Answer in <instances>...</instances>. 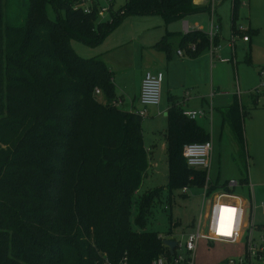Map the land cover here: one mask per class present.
Returning a JSON list of instances; mask_svg holds the SVG:
<instances>
[{
    "label": "trees",
    "instance_id": "1",
    "mask_svg": "<svg viewBox=\"0 0 264 264\" xmlns=\"http://www.w3.org/2000/svg\"><path fill=\"white\" fill-rule=\"evenodd\" d=\"M78 4L0 0V264H150L171 255L163 244L170 233L132 230V200L149 170L144 118L115 104L113 73L101 58L77 55L71 41L94 48L129 16L170 24L208 9L192 0H128L101 21ZM48 5L65 17L51 20ZM240 5L233 0V24ZM177 35L188 57L209 46L200 30L167 33L160 45ZM248 114L238 100L222 110L244 164ZM167 124L168 187L204 188L206 172L189 168L182 151L206 135L176 101ZM162 192L138 198V226Z\"/></svg>",
    "mask_w": 264,
    "mask_h": 264
},
{
    "label": "crops",
    "instance_id": "2",
    "mask_svg": "<svg viewBox=\"0 0 264 264\" xmlns=\"http://www.w3.org/2000/svg\"><path fill=\"white\" fill-rule=\"evenodd\" d=\"M202 1L203 0H198V3H202ZM194 15L197 14L189 16L192 17ZM189 16H186L182 19H186ZM216 16L217 12L215 13V17ZM129 20L130 19H125L122 22L123 24L121 23V28H123L125 25L129 26V24L132 23V21ZM158 23L159 24H156L158 32L149 41H146L145 39L141 40L142 36H136V33L134 32L132 36L115 43L114 45L117 46H114L110 49L102 50L101 48L104 46V43L102 42V44L94 47V54L90 58L99 57L105 63V57L107 54H110V52L114 49L123 47L127 43H131L133 48L138 49L140 47L141 49L148 50L150 52L144 71L137 72L138 76L135 78L134 89L132 91V105L134 100L138 101L139 104L141 88L140 84L144 74L146 72H162L165 76L163 84L164 93L162 91V99L163 94H165L166 103L164 104V107H161V104L158 107H149L147 109V118H149L148 120L144 119L142 123L144 144L146 143V123L149 122L148 131L149 127L153 126L152 130H150V140H148L147 145L145 144L148 151L149 164L154 162L155 167L157 168L166 161L168 166L166 141V130L168 125L167 116L168 111L172 107L174 101H176L178 105L180 104L183 111H206L207 113L205 117L197 118L194 121L196 125H198L203 130L206 138L213 144L210 170L207 173L209 186L217 187L218 189L215 192L222 191L226 189L225 186L228 181L239 177V174L236 170H233V173H228L226 171V167L231 166L235 169V157L237 155L238 158L242 160V156L239 153L238 145H236L237 142L234 138L231 127L228 124H224L222 117V110L231 106L235 100H238L243 106L246 107V109H249V114L244 121L246 144H248L249 141L252 148L253 146H256L264 152V89L262 88L260 94L253 92L256 88L263 87L264 84V73L261 74V70H264V44L260 43L259 41L253 44L252 38L249 37L250 39L248 42H244L242 39L241 41H236V43L234 42V46L229 45L226 48H221L219 46L218 31L213 41L209 39V46L205 48L207 49V51H205L206 53L203 52L205 50L203 49L198 56L188 57L185 54V50L179 48L181 36L177 35L172 38L168 43L170 47H167V45L164 44L160 45L163 37L167 33L185 34L186 31L192 32L196 30H200L204 32L206 36H208L207 33L209 29L206 31L202 27L188 28L187 23H185L182 31L179 28H175L176 24L172 25V23H164L162 26H160L161 21H158ZM235 25L236 22L234 24L232 23L233 36L234 34H237L239 38L240 35L242 38L248 36L245 31L244 33L241 30L240 33L236 32ZM153 29H155V25L150 27L148 30H142L140 34L144 31ZM248 32L251 34L257 33L252 29H249ZM138 37L139 39L137 40ZM72 42L73 41H71V44ZM178 51L183 53L182 57L178 55ZM211 51L213 53H211ZM91 52L92 51H88V53ZM257 53L260 54L258 55ZM224 57L229 59H225ZM221 59L226 61L221 62ZM180 91H183V95H179ZM98 99L101 102L104 101V98L102 99L100 97ZM139 108H135L133 106L131 110ZM157 129H162V138H157ZM225 132H229L231 135H233V138L236 142V148L234 147L233 143L231 144L227 142ZM229 149L231 150V155L225 156V152H227ZM159 152H162V158L158 157ZM247 153L248 164V160L251 159V155L249 153V144ZM216 160L218 162L217 168ZM150 166L151 165H149V167ZM222 166L225 167L224 171H222ZM167 177H169V173ZM247 177L249 184V176L247 175ZM243 178L244 176L240 179V182ZM251 178L253 179V176ZM235 189L231 191L233 194ZM171 201L172 199L170 197L169 202L171 203Z\"/></svg>",
    "mask_w": 264,
    "mask_h": 264
},
{
    "label": "rangeland",
    "instance_id": "3",
    "mask_svg": "<svg viewBox=\"0 0 264 264\" xmlns=\"http://www.w3.org/2000/svg\"><path fill=\"white\" fill-rule=\"evenodd\" d=\"M128 0H113L111 14L123 7ZM205 1V2H203ZM202 3H198V0H193L195 6L206 7L208 10L204 13H199L194 16H189V19H181L172 25L175 28H179L183 31L184 24L187 23L188 28H204L206 31L210 29V11L211 9L217 12V21L220 26L219 30V46L221 48H226L231 45L232 41H241L243 38L240 35H232V21H231V10L233 0H203ZM243 2L239 7L238 16L236 19L235 31L240 33V30L247 33L248 37L252 38V43L259 41L264 44V0H241ZM104 7H108L109 3L100 0ZM17 6V5H16ZM116 12V13H117ZM47 15L51 20H56L58 17L64 18L65 12H56L54 8L50 5L47 7ZM115 15V14H114ZM219 18V19H218ZM110 19L109 15L106 14L103 21H108ZM126 19L132 21L129 26L119 25L115 30H113L103 41L102 50L113 48L115 43L125 40L132 36L134 32L136 36H142L141 40L145 39L149 41L158 32L157 25L158 21H161L162 26L164 18L161 15H143V16H129ZM191 19V20H190ZM155 25V29L144 31L140 34L142 30H148L150 27ZM198 26V27H195ZM249 29L255 30L256 34H251L248 32ZM197 31V30H196ZM247 31V32H246ZM194 32V31H192ZM241 32V33H242ZM195 34V33H194ZM183 35V34H182ZM196 37H199L196 35ZM139 37L137 38V40ZM117 40V41H116ZM199 41V39H198ZM102 44V43H101ZM120 44V43H119ZM118 44V45H119ZM75 53L83 58H90L94 54V48L87 47L79 42L73 41L71 44ZM112 50V49H111ZM88 51H92L88 53ZM207 51L205 49L203 52ZM150 52L148 50H143L140 47L138 49L133 48L131 43H127L119 49H114L107 54L105 57V64L110 69L114 75V95L117 99L123 100L118 106L120 109L130 111L132 107L142 108L138 101L134 100L132 105V91L134 89V81L138 76L137 72L144 71L147 64V59ZM206 53V52H205ZM210 53V52H209ZM258 55L260 53H257ZM225 59H229L224 57ZM142 81V80H141ZM141 87V84H140ZM262 88H256L253 92L261 93ZM164 93V89H163ZM179 95H183V91H180ZM98 98H104L103 93L100 96L95 95ZM166 103L165 94H163V99L161 102V107H164ZM139 108V109H140ZM203 111V110H200ZM205 113H207L205 111ZM149 118V117H148ZM145 117L144 119H147ZM200 120V119H199ZM198 120V122H199ZM146 123V145L148 140H150V130ZM149 132V134H148ZM157 138H162V129H157ZM225 137L227 142L233 143L236 148V142L229 132H225ZM246 138V137H245ZM236 144V145H235ZM249 144V153L251 159L248 160V164H244L243 158L240 160L238 155L235 157L236 165L235 169L231 166L226 167L228 173H233L236 170L239 177L233 178V181L238 183L243 176H249V185H241L237 187L234 194L241 197L246 203V209H252L253 211V221L257 227H264V213L262 212L260 206L264 202V152L256 146L253 148ZM247 144V147H248ZM149 146V145H148ZM226 155H231V150L229 149L225 152ZM158 157H163L162 152L158 153ZM149 165L148 175L143 180V183L137 195L134 196L131 205V224L132 230L139 232L141 230L147 232H158L163 237L167 234H171L167 238L181 240L183 237L197 231V224L199 222L201 214L209 209V205L205 202V192L203 188L190 187L189 189L182 190V188H170L168 187V166L165 163L161 164L159 167H155V163L152 162ZM218 167V162L216 160V168ZM225 167L222 166V171ZM214 171V169H213ZM211 171V172H213ZM253 176V179L251 178ZM161 189L163 192L158 197H155L154 204L152 206L151 212L145 220L144 227L137 225L135 221V216L137 213V202L140 196L147 194L150 191H155ZM170 197L172 199L169 202ZM194 223V226H193ZM261 235L257 234L256 237L259 238ZM244 241L238 245H220L216 244L213 247H208L206 242L201 241L196 253L197 264H219L227 259H237L243 252ZM258 264H264V260Z\"/></svg>",
    "mask_w": 264,
    "mask_h": 264
},
{
    "label": "built area",
    "instance_id": "4",
    "mask_svg": "<svg viewBox=\"0 0 264 264\" xmlns=\"http://www.w3.org/2000/svg\"><path fill=\"white\" fill-rule=\"evenodd\" d=\"M109 3L104 7L100 0H79V7L84 14L95 12L97 17L103 21L104 17H112V0H102ZM243 4V2H242ZM215 11L211 9L210 29L207 33L211 41L216 37L220 30L215 17ZM114 14V13H113ZM109 19V20H110ZM189 31H186L187 34ZM249 37H244L243 41L248 42ZM234 42L231 45L234 46ZM180 57L181 51L177 52ZM211 53H213L211 51ZM225 62L226 60H220ZM264 70H261V74ZM165 76L162 72H146L141 81L139 103L142 108L133 109L134 112L142 118L148 116L149 107H158L162 102V91ZM264 87V84H263ZM95 94H101V90L96 89ZM121 100L115 104L119 106ZM183 115L190 119L205 117L204 111H183ZM213 144L210 140L200 143H190L184 146L182 155L189 168L203 170L206 174L210 170ZM249 185V184H246ZM240 186L236 181H228L226 189L217 192H210L209 179L207 176L204 186L205 202L209 209L202 213L197 224V231L183 237L181 240L169 239L177 242V247L170 257L164 255L154 259L150 264H197L196 253L201 241L206 242L208 247L216 244L220 245H238L244 241L243 252L237 259H227L219 264H258L264 260V227H257L253 221L251 209H246L244 200L234 195L231 191ZM184 188L183 190H187ZM264 213V202L260 206ZM257 234L261 236L256 237ZM121 264H127L125 259Z\"/></svg>",
    "mask_w": 264,
    "mask_h": 264
},
{
    "label": "water",
    "instance_id": "5",
    "mask_svg": "<svg viewBox=\"0 0 264 264\" xmlns=\"http://www.w3.org/2000/svg\"><path fill=\"white\" fill-rule=\"evenodd\" d=\"M218 1H220V0H218ZM163 244L166 248H168L170 254L173 255L174 251L177 247V242L173 241V240L165 239Z\"/></svg>",
    "mask_w": 264,
    "mask_h": 264
}]
</instances>
